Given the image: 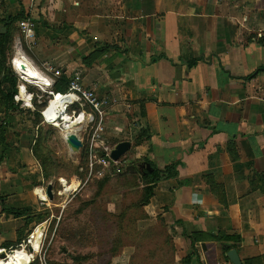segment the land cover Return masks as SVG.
I'll list each match as a JSON object with an SVG mask.
<instances>
[{
	"label": "crops",
	"instance_id": "0c3cea01",
	"mask_svg": "<svg viewBox=\"0 0 264 264\" xmlns=\"http://www.w3.org/2000/svg\"><path fill=\"white\" fill-rule=\"evenodd\" d=\"M0 7L22 12L31 24L26 57L53 79L47 91L55 77L77 73L106 105L88 146L101 145L102 136L105 147L129 141L124 157L133 170L124 175L144 162L156 168L178 162L177 176L156 181L134 225L137 232L160 226L155 246H166L169 255L163 264H183L192 233H199L196 251L184 264H233L222 249L230 244L241 264L249 258L264 264V0H0ZM77 126L84 147L83 128L90 125L79 120ZM145 127L149 137L137 141ZM9 148L14 165L36 167L29 147ZM5 162L3 203L18 190L17 181L12 190L4 178ZM40 187L32 193L41 203L56 198L52 183V200ZM1 209L0 250H13L24 222ZM150 219L158 223H144ZM212 234L236 239L219 242ZM133 247L120 243L111 264H129ZM157 257L161 263L162 254Z\"/></svg>",
	"mask_w": 264,
	"mask_h": 264
},
{
	"label": "rangeland",
	"instance_id": "374dc122",
	"mask_svg": "<svg viewBox=\"0 0 264 264\" xmlns=\"http://www.w3.org/2000/svg\"><path fill=\"white\" fill-rule=\"evenodd\" d=\"M5 13V10L0 9V15ZM20 20H26V16L24 15L18 21ZM15 26L17 27V22ZM19 30L17 27V33L11 42L8 58L10 65V59L15 51L22 53L25 57L30 54L29 45ZM40 70L44 69L41 67ZM16 75L18 77L17 93L19 86L23 84L25 91L31 97L27 104L26 101L18 98L16 93L13 99L18 109L6 115L7 147L3 148L0 145V161L4 159L6 161L4 178L9 179L12 190L13 181H17L18 190L16 194L11 193L12 197L9 201L2 203L0 209L5 210L9 207L22 209L27 217L22 216L20 220L24 222L25 219H29V221L25 228L27 230L22 232L23 239L16 238L12 246L18 244L25 246L35 227L41 226V244L31 256L33 258L31 264H111V256L116 254L119 244L130 242H133L134 250L129 264H162L159 260L157 262V255L162 254V262L169 258V255L166 246H155L162 238L159 233L160 226L147 232H137L134 229L136 218L144 211V207L138 204L142 183L137 182V179L144 170V167H139L141 163L135 165L134 174L124 175L128 165L124 157L126 152L118 160H112L108 155V149L112 147L104 146L107 144L104 136L101 138V145L96 142L95 147H88L89 138L84 135V147L76 151L70 150L60 134L59 126H50L42 120V117L40 122L35 124L26 111V109L37 108L40 114V110L50 98L47 88L40 90L33 83L25 82L18 74ZM35 104L40 106L36 107ZM3 118V114L0 113V122ZM33 143L44 146L39 149L35 147L36 153L41 155L37 157V160L32 150L30 151L36 167L30 168L32 165L25 163L14 165L17 160L13 158V155L7 154L8 149H11L9 147L22 144L31 148L30 145ZM42 149L43 153H48L49 158L45 167H43L45 162L40 161V158L43 160L44 156L47 157L46 154H41ZM4 151L6 153H3ZM10 167L12 173L7 174V168L10 169ZM116 171H119V174ZM45 172H48V177H45ZM49 177L52 179L51 183L55 190L61 188L56 178H61L74 186L67 195L62 194L53 201L47 202L46 205L41 203L40 197L33 194L32 190L36 186L43 187ZM20 183H23V186H19ZM2 193L0 192V197H6V195L1 196ZM120 208L125 211L122 215L116 214ZM9 216L10 219L14 218L12 215ZM150 220H144V223H158L156 220ZM161 222L164 223V221ZM10 227L12 226H7V228ZM124 227L127 228L124 229ZM8 230L3 232L8 233ZM148 249L149 256L145 254L148 253ZM9 250H11L9 247H5L2 253L7 254ZM25 250L27 251L28 247H25Z\"/></svg>",
	"mask_w": 264,
	"mask_h": 264
},
{
	"label": "trees",
	"instance_id": "16d2710c",
	"mask_svg": "<svg viewBox=\"0 0 264 264\" xmlns=\"http://www.w3.org/2000/svg\"><path fill=\"white\" fill-rule=\"evenodd\" d=\"M24 14L21 12L19 14H9L5 13L0 15V113L3 114L4 118L2 119L3 121L0 122V145L3 148L7 147V141H6V125H7V119L6 115L9 112H13L14 110L18 109L17 103L14 101V96L17 93V82H18V77L15 74L13 68L11 67L10 63L8 62V58L10 56L11 52V42L13 40L14 35L17 33V27L16 22L20 19L23 18ZM68 84V77L65 76L64 74H60L59 76L54 78V83L52 86V89L54 92H60L63 93L66 91ZM36 107L40 106V104H35ZM27 113L33 118V123L38 124L40 122L41 116L37 110V108L30 110L26 109ZM149 134L147 131V128H142L140 129L139 136L137 138V141L140 138H148ZM30 151L32 150L33 156L39 158V154L36 153L37 148H43L44 146H41L38 143H33L30 145ZM42 155H47V157H43V160L40 158L41 163L45 162L48 163V153H43V149L41 151ZM152 168L151 171H147L145 168L143 170V173L140 174V181L142 183L141 187V194L138 200V204L140 206H143L148 203V200L150 196L152 195L153 192V187L156 183V181L160 179H167L171 177L177 176V166L178 162L170 163L168 165L163 166L162 168H156L153 166L151 163L149 164ZM45 177H48L49 174L48 172H45ZM211 190L215 192L219 196V201L222 202V199H220V194L217 192V187L218 185H210ZM3 203V198L0 197V205ZM4 210V208H2ZM8 214L16 217V216H23L24 218L27 217L24 214V211L22 209H15L13 207H9L8 209H5ZM124 213V211L121 213V215ZM120 215V214H119ZM29 219H25L24 221V227L20 229V232L17 234V240L23 239L22 232L25 230L27 224H28ZM27 230V229H26ZM199 233H192L190 235H186V237L190 240V248L191 252L187 254L185 257L182 258V262L187 263L188 259L190 256H193L196 248L194 246V243L198 240L197 236ZM24 235V234H23ZM209 238L219 241V242H227L228 239L231 238V240H235L236 237L233 235L230 236H225V235H209ZM238 241V238H237ZM10 243H6L5 246H8ZM235 249V245L230 244L229 246H224L222 249L224 252H227L229 249ZM163 264L164 262L161 261ZM243 264H252V258L245 259L243 261Z\"/></svg>",
	"mask_w": 264,
	"mask_h": 264
},
{
	"label": "built area",
	"instance_id": "2783aa9c",
	"mask_svg": "<svg viewBox=\"0 0 264 264\" xmlns=\"http://www.w3.org/2000/svg\"><path fill=\"white\" fill-rule=\"evenodd\" d=\"M17 27L20 29V32L22 33L24 39L28 40L32 35H33V31H32V27L31 24L27 21V20H20L17 22ZM55 75L59 74L58 70L54 71ZM48 82L50 84H52L53 79L52 78H47ZM48 93L50 94V98L48 99V101L46 102L45 106L40 110V115L42 117V120L46 123H50L51 120L54 117L53 115V111L51 112L50 110L48 111V114H44V112L47 110L48 108V104L51 100V98H55L56 95H60L62 96V99H65L66 101L64 102L65 108L64 111L69 108L71 109V116L74 118H78L81 116V121H85L86 125L89 124V129H86V127L83 128V131L87 133V137L91 138V136L94 134L95 129H97L98 124L101 121V118L103 116V114L105 113V107L106 105L99 100L96 95L94 94L93 90L85 87L80 79L77 73H73L72 75H70L68 77V84H67V88L66 91L63 93L60 92H54L52 90H49ZM51 114V115H50ZM53 115V116H52ZM96 127V128H95ZM76 130L74 131V134H78V132L81 131L80 127H75ZM67 136V135H66ZM65 136V137H66ZM77 136V135H76ZM65 140V138H64ZM90 147V146H88ZM108 149V148H107ZM111 149V148H110ZM108 149V150H110ZM62 180L61 178L58 179V184L60 185V190H53V196L55 197H60L62 194H66L72 190H68L65 191L64 190V182L60 181ZM51 185V183H49ZM45 188L46 186L44 185L43 187L41 186L38 191L39 193H42L44 199L47 200V195L45 194ZM55 194V195H54ZM45 200V201H46ZM52 200V199H51ZM32 236V234H31ZM29 240H27L26 245H22V244H18L17 247L23 248L25 250V247H28V250L26 252H28L29 254H31V256L33 255V253L36 250L33 249H29L30 244L28 243ZM40 244V243H39ZM4 250V249H3ZM3 250H0V253L3 252ZM12 250H9V253ZM5 254V253H4ZM30 256V261L28 264H31V261L33 260V258ZM7 254H5L6 258ZM1 258V257H0Z\"/></svg>",
	"mask_w": 264,
	"mask_h": 264
},
{
	"label": "bare ground",
	"instance_id": "6f19581e",
	"mask_svg": "<svg viewBox=\"0 0 264 264\" xmlns=\"http://www.w3.org/2000/svg\"><path fill=\"white\" fill-rule=\"evenodd\" d=\"M13 69L23 81L31 82L37 87L46 88L49 84L47 77L40 72L22 53L18 52L13 57ZM50 89V88H49ZM18 98H22L28 104L29 97H31L24 89L23 84L19 86V92L16 95ZM62 96L56 95L55 98H51L47 110L44 114H48V111H53L54 117L51 120V124L60 127V134L64 139L68 133H72L76 130L74 124L77 123L81 116L78 118H72L68 113L64 111L65 99ZM51 115V114H50ZM52 115V116H53ZM63 181L64 180H60ZM64 190L68 191L72 189V185H68L66 182L63 184ZM39 192V191H38ZM42 236V227L37 226L33 230L32 236L28 243L30 248L36 250L39 246L40 239ZM41 244V243H40ZM30 256L23 248H14L10 253H7L6 258H0V264H28L30 261Z\"/></svg>",
	"mask_w": 264,
	"mask_h": 264
},
{
	"label": "water",
	"instance_id": "95a60500",
	"mask_svg": "<svg viewBox=\"0 0 264 264\" xmlns=\"http://www.w3.org/2000/svg\"><path fill=\"white\" fill-rule=\"evenodd\" d=\"M12 68H13V65H12ZM14 72H15V70H14ZM15 74H16V72H15ZM17 87H18V85H17ZM65 141H66L67 146L72 151H76L82 146V143H81L80 139L74 133H68L67 136L65 137ZM129 146H130V143L127 140L117 141L113 145V147L109 150L108 155H109V157L112 160H114V161L118 160L128 150ZM139 167H142V168L144 167L147 171H151L152 170L151 166L147 162L141 163L139 165ZM129 168L133 170V167H126L127 170ZM45 194L47 195L48 199H52L51 185L50 184H48L46 186ZM29 249L31 250L30 247H29ZM226 256L231 261V263H233V264H241L240 259H239L238 255H237V252H236L235 249H233V248L229 249L226 252ZM0 257L1 258L5 257V254L4 253H0Z\"/></svg>",
	"mask_w": 264,
	"mask_h": 264
}]
</instances>
